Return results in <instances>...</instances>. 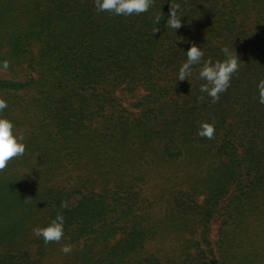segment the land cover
<instances>
[{
  "label": "trees",
  "instance_id": "16d2710c",
  "mask_svg": "<svg viewBox=\"0 0 264 264\" xmlns=\"http://www.w3.org/2000/svg\"><path fill=\"white\" fill-rule=\"evenodd\" d=\"M193 44L241 61L215 103L202 63L178 80ZM5 59L2 115L26 151L0 171V264H42L30 249L56 244L71 264H264V0H152L127 17L95 0H0ZM57 212L64 238L45 245L33 228Z\"/></svg>",
  "mask_w": 264,
  "mask_h": 264
},
{
  "label": "clouds",
  "instance_id": "9594fccd",
  "mask_svg": "<svg viewBox=\"0 0 264 264\" xmlns=\"http://www.w3.org/2000/svg\"><path fill=\"white\" fill-rule=\"evenodd\" d=\"M151 6L152 0H95L97 12H109L116 16L125 17L146 13ZM179 13V6L172 4L170 16L165 25L167 29L171 28L176 31L182 26V16ZM154 20L157 26L162 18L157 15ZM221 51L225 57L223 60L213 61L212 58L204 60L203 49L193 44L187 49V60L182 64L178 73V80H189L192 66L202 63L199 79L206 82L200 85V91L210 97L213 103L219 101L220 95L228 90L233 75L238 71L241 62L237 53L234 55L228 47L222 48ZM9 67L10 62L7 59L0 61V71H6ZM257 89L258 102L264 104V79L258 82ZM203 98L201 96L199 99ZM7 108L6 99L0 97V171H3L11 160L22 156L26 151L23 134L15 130L12 120L2 115ZM197 134L202 138L211 140L215 135V124L202 122ZM60 207L67 209L69 204L67 201H61ZM64 228L65 217L61 212H57L55 218L50 220L46 226L33 228V234L37 238H42L45 245L53 242L60 243L64 238ZM72 250L70 244H64L60 248V251L66 255Z\"/></svg>",
  "mask_w": 264,
  "mask_h": 264
},
{
  "label": "rangeland",
  "instance_id": "374dc122",
  "mask_svg": "<svg viewBox=\"0 0 264 264\" xmlns=\"http://www.w3.org/2000/svg\"><path fill=\"white\" fill-rule=\"evenodd\" d=\"M0 73H4L0 71ZM218 222L215 220L213 222V235L216 233ZM61 244H56L54 246L48 247L45 253L38 254V248L33 246V249H30L33 256H37L42 261V264H71L72 258L75 256L72 252L69 254H64L60 251Z\"/></svg>",
  "mask_w": 264,
  "mask_h": 264
}]
</instances>
